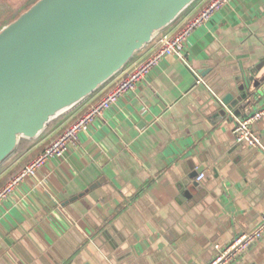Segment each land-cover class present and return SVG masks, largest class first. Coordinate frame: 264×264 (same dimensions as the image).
Instances as JSON below:
<instances>
[{
  "label": "crops",
  "instance_id": "crops-1",
  "mask_svg": "<svg viewBox=\"0 0 264 264\" xmlns=\"http://www.w3.org/2000/svg\"><path fill=\"white\" fill-rule=\"evenodd\" d=\"M263 58L264 0H229L191 31L180 55L160 60L95 117L76 148L0 200V264H205L213 243L255 229L264 214V116L252 124L258 146L235 141L232 127L264 105V92L231 111L222 100H235ZM116 79L35 138L0 170V182ZM229 264H264V233Z\"/></svg>",
  "mask_w": 264,
  "mask_h": 264
},
{
  "label": "water",
  "instance_id": "water-1",
  "mask_svg": "<svg viewBox=\"0 0 264 264\" xmlns=\"http://www.w3.org/2000/svg\"><path fill=\"white\" fill-rule=\"evenodd\" d=\"M195 1L35 0L3 25L0 164L21 138H37L50 121L117 75ZM263 92L264 58L249 69L235 100L222 103L231 111Z\"/></svg>",
  "mask_w": 264,
  "mask_h": 264
},
{
  "label": "built area",
  "instance_id": "built-area-1",
  "mask_svg": "<svg viewBox=\"0 0 264 264\" xmlns=\"http://www.w3.org/2000/svg\"><path fill=\"white\" fill-rule=\"evenodd\" d=\"M229 0H207L195 13L187 17L175 31L164 29L148 45L150 52L141 60L129 62L117 75L113 86L97 102L89 106L76 119L64 126L55 137L51 138L43 150L29 160L18 172L12 175L0 187V200L6 197L12 189L25 176L36 173L51 158L63 156L66 152L78 145L80 132L88 129L92 120L102 112L125 91L132 90L136 84L143 80L152 67L160 60L180 55L186 39L191 31L198 25L206 22L218 8ZM147 45V46H148ZM203 79L196 76L195 84H200ZM264 116V105L253 112L239 118L232 127L235 141L248 146L260 144L259 135L253 130L252 124ZM204 173H198L196 180H201ZM264 233V214L258 226L251 231H243L225 245L212 244V256L205 264H229L250 244L255 242Z\"/></svg>",
  "mask_w": 264,
  "mask_h": 264
},
{
  "label": "trees",
  "instance_id": "trees-1",
  "mask_svg": "<svg viewBox=\"0 0 264 264\" xmlns=\"http://www.w3.org/2000/svg\"><path fill=\"white\" fill-rule=\"evenodd\" d=\"M198 1V0H197ZM195 1V2H197ZM195 2L193 4H195ZM192 4V5H193ZM191 5V6H192ZM190 6V7H191ZM189 7V8H190ZM188 8V9H189ZM187 9V10H188ZM186 10V11H187ZM184 11V13L186 12ZM182 13V14H184ZM181 14V15H182ZM14 17V16H13ZM137 54L134 55V57L130 60V62L135 58ZM72 110L58 116L57 118L53 119L52 121H50V123L48 124V126L46 127V129L37 137V139L42 136L43 134H45L57 121H59L61 118H63L65 115H67L69 112H71ZM36 139H26V138H21L19 140L18 146L15 149V151L7 158L5 159L1 164H0V170L2 168H4L16 155H18L19 153H21L24 149H26L28 146H30ZM36 155V154H35ZM34 156V155H33ZM25 165V163L20 164L17 168H15L14 170L8 172V174L4 177V179L2 180V182H0V185H2L4 182H6L12 175H14L16 172H18L23 166Z\"/></svg>",
  "mask_w": 264,
  "mask_h": 264
},
{
  "label": "rangeland",
  "instance_id": "rangeland-1",
  "mask_svg": "<svg viewBox=\"0 0 264 264\" xmlns=\"http://www.w3.org/2000/svg\"><path fill=\"white\" fill-rule=\"evenodd\" d=\"M34 1L35 0H0V28L13 20Z\"/></svg>",
  "mask_w": 264,
  "mask_h": 264
}]
</instances>
